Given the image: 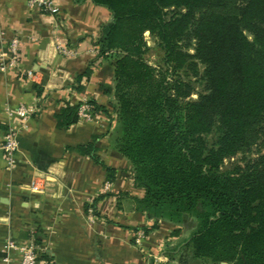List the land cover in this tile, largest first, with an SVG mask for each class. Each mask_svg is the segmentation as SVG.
<instances>
[{"label":"trees","instance_id":"16d2710c","mask_svg":"<svg viewBox=\"0 0 264 264\" xmlns=\"http://www.w3.org/2000/svg\"><path fill=\"white\" fill-rule=\"evenodd\" d=\"M90 1L110 13L96 54L113 69L114 148L144 189L138 209L153 219L144 232L187 215L195 227L168 260L264 264V150L223 166L264 138V0ZM80 104H66L56 125L78 122Z\"/></svg>","mask_w":264,"mask_h":264},{"label":"crops","instance_id":"0c3cea01","mask_svg":"<svg viewBox=\"0 0 264 264\" xmlns=\"http://www.w3.org/2000/svg\"><path fill=\"white\" fill-rule=\"evenodd\" d=\"M53 2L59 9L54 16L27 0H0V52L12 37L20 39L18 66L0 71V143L6 109H34L19 131L14 169H7L0 149V264L19 263L17 251H4L6 241L30 240L37 245L35 264H178L166 252L190 234L180 224L159 220L134 244L136 231L152 227L153 219L138 209L144 189L134 184L129 161L114 148L113 69L95 51L110 13L90 0ZM58 45L73 54L63 57ZM87 68V77L76 82ZM90 100L104 111L67 128L56 125L66 104ZM44 174L47 192H30L31 179ZM107 179L111 189L102 194Z\"/></svg>","mask_w":264,"mask_h":264},{"label":"built area","instance_id":"2783aa9c","mask_svg":"<svg viewBox=\"0 0 264 264\" xmlns=\"http://www.w3.org/2000/svg\"><path fill=\"white\" fill-rule=\"evenodd\" d=\"M29 7H34L49 15H56L59 11L58 7L54 4L53 0H27ZM20 39L14 36L10 39L7 48L0 52V71H6L10 68H16L20 57L19 53ZM57 51L63 57H67L73 54V51L67 49L62 45H58ZM95 51L97 48L95 46ZM27 76L31 77V71H27ZM34 109L27 107L23 104L18 105L15 108H7L5 113L9 121L0 143V149L3 152L4 161L7 169L11 170L16 167L17 159L16 153L18 151V134L21 128L25 127L28 119ZM78 121H90L93 118L92 106L87 101H82L78 111ZM49 173V172H47ZM47 175V174H46ZM45 174L42 177H34L29 184V190L35 194H45L49 189V184L46 181ZM111 189V181L105 180L101 187V193L106 194ZM86 212L90 218L94 217L93 201H89L86 204ZM144 237L143 230H137L133 238L134 244L139 245ZM15 250L19 253L18 264H35L37 260V245L35 241L30 240L24 244H16L13 241H6L4 244V251ZM4 261H8V257L3 258ZM157 260L165 261L166 258L158 256Z\"/></svg>","mask_w":264,"mask_h":264},{"label":"rangeland","instance_id":"374dc122","mask_svg":"<svg viewBox=\"0 0 264 264\" xmlns=\"http://www.w3.org/2000/svg\"><path fill=\"white\" fill-rule=\"evenodd\" d=\"M238 4H239L238 1L230 0V5L237 6ZM248 37H250L249 34H248ZM145 40H146L147 46H148V50L145 54V58L150 64L155 65L158 62L160 52L158 51L153 39L147 33H145ZM190 52H192V51H190ZM195 91L196 92L202 91V87L197 85L195 88ZM191 98L195 99L196 94L193 93L191 95ZM263 139L264 138L259 139L258 142L252 146V148L249 152H247V153H240L239 152V153L235 154L233 157L225 159L223 166L228 167V168L235 165V164L242 166L245 160L255 158L258 155V153H260L264 150V140ZM180 219H181V223H179V224L183 226L184 233H185V235H187L195 227L196 220L193 217L192 218L188 217L187 215H182Z\"/></svg>","mask_w":264,"mask_h":264},{"label":"water","instance_id":"95a60500","mask_svg":"<svg viewBox=\"0 0 264 264\" xmlns=\"http://www.w3.org/2000/svg\"><path fill=\"white\" fill-rule=\"evenodd\" d=\"M221 264H225V263H221Z\"/></svg>","mask_w":264,"mask_h":264}]
</instances>
